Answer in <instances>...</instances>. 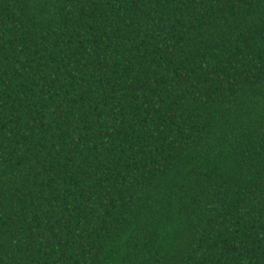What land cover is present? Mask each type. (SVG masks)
<instances>
[{
    "label": "trees",
    "instance_id": "trees-1",
    "mask_svg": "<svg viewBox=\"0 0 264 264\" xmlns=\"http://www.w3.org/2000/svg\"><path fill=\"white\" fill-rule=\"evenodd\" d=\"M0 264H264V0H0Z\"/></svg>",
    "mask_w": 264,
    "mask_h": 264
}]
</instances>
